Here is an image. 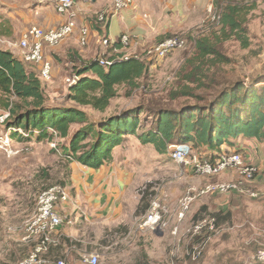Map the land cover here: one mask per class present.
<instances>
[{"label":"rangeland","instance_id":"obj_1","mask_svg":"<svg viewBox=\"0 0 264 264\" xmlns=\"http://www.w3.org/2000/svg\"><path fill=\"white\" fill-rule=\"evenodd\" d=\"M231 1L243 9L253 7L245 22L250 47L242 49L234 39L222 44L223 55L230 59V63L217 67V79L223 85L214 87L210 79L201 80L198 76H195L197 81L193 82L184 79L185 73L190 70L186 63L194 56L193 39L218 33L219 30L211 20L215 9L213 1L207 0V6L211 8L204 13L203 22L190 30L184 47L170 53L159 67L151 71L147 69L137 82L136 89L130 91L125 85L119 86L117 96L103 112L79 106L68 99L71 82L83 62H86L72 61V58L54 65L57 69L53 71L52 68V79L47 83L42 82L47 105L77 108L88 115L90 122L99 123L140 105L153 104L168 110L205 106L220 90L234 82L251 84L261 79L263 83L255 85L259 88L264 85V0ZM98 46H102L100 40ZM99 58L101 55L91 61ZM203 70L209 76L215 71L214 68ZM199 80L204 85L198 88ZM185 86L201 96L203 101L183 95L172 97L174 93L180 94ZM0 112L8 111L0 109ZM139 120L144 124L142 129L148 130L151 117L140 114ZM80 127L79 124H72L70 133ZM69 138L70 135L67 139L55 140L60 150ZM122 144L121 156L125 155L134 178L130 196L124 204H137L141 198L146 204L154 201L160 204L167 222L160 229L162 237L155 239L151 232L140 230L139 224L146 213L135 217L127 210L126 215L131 219L126 227L128 233L122 232V226L100 222L92 224L79 219L62 225L52 236L54 244L49 247L46 258L60 259L64 264H88L84 259L92 255L98 256V264H163L168 261L175 264H254L256 252L264 249V208L259 205L264 204V200L239 197V204H253L251 211L246 216L241 213L231 215V219H222L215 224V230L209 229L207 224L210 213L195 206H191L181 221H177L178 202L188 188H193L189 184L197 179L215 177L195 175L190 165L191 158L188 165L175 164L169 157V149L164 156L159 155L152 146L140 144L135 137H127ZM15 146L20 151L18 155L7 158L0 154V264H18L34 249L38 240L28 237L24 226L36 211L39 194L52 186L66 188L67 184V162L53 152L46 140L39 141L34 134L30 141L20 139V144ZM192 154L200 158L197 149ZM254 167L257 176L258 168L256 165ZM214 181L211 179L209 182ZM206 196L211 201L219 197L215 194ZM192 204L202 203L196 200ZM203 220L205 227L199 231L196 226ZM10 227L15 229H8ZM200 245L203 248L201 255L192 257L191 251Z\"/></svg>","mask_w":264,"mask_h":264},{"label":"trees","instance_id":"obj_2","mask_svg":"<svg viewBox=\"0 0 264 264\" xmlns=\"http://www.w3.org/2000/svg\"><path fill=\"white\" fill-rule=\"evenodd\" d=\"M213 4L218 33L212 32L193 39L194 56L186 63L190 70L185 73L184 79L197 81L195 76L201 80L207 78L212 86L219 87L224 83L217 79V67L230 63V59L223 55L221 46L234 39L240 48L250 47L245 22L253 7L243 9L231 0H213ZM94 25L101 31L107 27V22ZM179 36L187 40V35ZM170 37L173 36L167 38ZM26 64L12 53L0 50V109L8 111L6 124L9 127H19L30 136L23 139L12 132L10 137L30 141L31 136L36 134L37 140L50 143L55 138L67 139L71 125L79 124L81 127L69 138L68 145L60 150V156L67 164L76 162L92 169L109 164L112 162L113 149L120 146L127 136H135L142 145H152L159 155L167 154L169 146L186 144L192 151L198 150L200 159L210 162L227 153L223 147H235V140L239 137L264 143V85L259 88L255 86L263 83L261 79L251 84H229L205 106L168 110L153 104L140 105L103 122L94 123L90 122L84 111L77 108L48 106L38 72L30 70ZM147 67L145 59L117 62L107 69L97 61L83 64L67 97L79 106L103 112L117 96L119 86L125 85L130 91L137 88V82L146 74ZM203 68H207V71L214 68L215 71L209 76ZM201 85L204 84L200 83L197 87ZM178 95L203 101L187 86L172 97ZM140 114L151 117L148 130L142 129L144 124L139 120ZM49 130L54 131L55 136ZM138 131H142L141 134H137ZM234 151L242 153L238 148ZM149 207L150 204L141 198L135 215L145 214ZM209 218L218 224L222 219H228V215L210 213Z\"/></svg>","mask_w":264,"mask_h":264},{"label":"crops","instance_id":"obj_3","mask_svg":"<svg viewBox=\"0 0 264 264\" xmlns=\"http://www.w3.org/2000/svg\"><path fill=\"white\" fill-rule=\"evenodd\" d=\"M56 1L0 0V50L8 51L22 61L19 42L26 30L31 27L51 29L67 21L69 15H60L56 12ZM210 8L211 6H207V0H133L132 8L115 12L112 8V0H75L70 12L74 15L76 32L57 47L47 48L44 57L52 65L53 71L54 65L58 66L65 59L72 58V61L78 62L86 61L83 64H88L100 55L110 58L114 54L112 47H99L98 42L100 38H108L115 42L122 34H128L132 44L128 50H123L119 44H116L114 48L119 49L117 55L140 54L144 47L152 46L169 36L190 35V30L203 22L204 13ZM102 11L108 13L107 27L105 29L103 27L99 31L94 25V20L95 15ZM81 26H87L91 30L88 43L84 47L78 43V28ZM26 66L30 70L38 72L33 65L26 64ZM148 71L151 70L148 69ZM73 133H70V137ZM55 140L59 139L55 138ZM255 141L257 149L252 154L248 152L247 147L253 141L242 137L235 140V147H223L222 149L227 152L234 151L236 148L242 150L245 162L252 163L258 168L259 173L253 182V187L264 192V143ZM14 143L18 145L20 140L15 139ZM122 145L113 149L112 162L98 169L82 166L76 162L67 164L66 191L69 200L59 205L62 216L70 218L71 222L84 219L92 224L100 222L122 226L124 229L122 232L128 233L129 229L126 227L131 219L126 215L127 210L132 216L140 217L141 215H135L139 200L137 204H124L130 196L134 178L125 155L121 156ZM237 178V172L232 170L215 178L197 179L189 184L193 188H188L187 191L196 189L204 183L206 185L211 179L215 180L213 183H216L229 182ZM215 195L219 196L215 201H211L208 196H202L197 199L202 204H192L191 206H195L203 212L228 215V219H231V215L234 214L243 213L246 216L253 207V204H239V197L244 196ZM259 205L264 208V204ZM176 220L181 221L177 218ZM11 228L14 227L8 229ZM142 231L148 232V230ZM262 232L264 238V228ZM151 233L155 235V239L162 237L157 236L154 232ZM154 241L157 244V241Z\"/></svg>","mask_w":264,"mask_h":264},{"label":"built area","instance_id":"obj_4","mask_svg":"<svg viewBox=\"0 0 264 264\" xmlns=\"http://www.w3.org/2000/svg\"><path fill=\"white\" fill-rule=\"evenodd\" d=\"M213 1V0H210ZM75 0H57L55 10L58 14L69 15L66 22L58 27L51 29H43L40 27H31L26 30L19 42V49L21 50V60L27 64H32L38 70V76L41 82L47 83L52 79V66L44 57V52L47 48H54L64 40H67L77 30L74 15L70 12L73 8ZM133 0H112V8L115 12H120L132 8ZM108 20V13L106 11L99 12L95 15L94 23H106ZM212 22H215L216 16H211ZM91 30L87 26L78 28V43L80 46H85L88 43ZM186 40L179 35L164 39L152 46L144 47L140 54L117 55L118 50L114 48L119 44L121 49L128 50L131 47V38L128 34H122L115 42L108 38H100V44L103 47H112L114 52L110 58H99L96 60L98 64L104 69L109 68L113 64L130 59L141 60L145 59L148 64L147 69L152 70L162 63V61L173 51L182 49ZM77 80L75 77L72 84ZM9 119L8 112H0V154L7 158L14 157L19 154L13 138L10 133L16 132L21 138H29V133L19 127H9L6 122ZM3 129V130H1ZM55 136V132L49 130ZM250 146L247 147L248 152L254 153L257 149V142L252 140ZM53 152L60 155V149L55 143V139L50 142ZM169 157L177 165H188V159L191 158V168L195 175L217 177L228 171H236L238 178L229 182L208 183L199 189H190L178 202V211L176 218L181 220L184 214L189 210L192 203L199 197L213 194H236L244 196L253 200H264V192L256 190L253 187V182L256 179L257 170L252 163H246L241 152H227L218 157L214 162L202 160L193 156L192 150L186 144L169 146ZM69 200V195L65 187L52 186L43 190L37 198V208L33 217L25 224L24 231L28 237L38 240L34 249L18 264H64L63 260H50L45 257L49 247L54 244L52 236L57 234L59 228L64 224H71L70 220L62 216L59 211V205L66 203ZM164 208L156 201L150 204L148 211L139 224L141 230H148L154 232L167 225L164 220ZM203 220L196 229L201 231L205 226L202 224ZM209 229L215 230V223L213 218L207 221ZM202 245L193 248L191 256L196 258L202 253ZM254 264H264V249L256 252L254 257ZM85 263L98 264V256L92 255L84 259ZM163 264H175L172 261Z\"/></svg>","mask_w":264,"mask_h":264},{"label":"water","instance_id":"obj_5","mask_svg":"<svg viewBox=\"0 0 264 264\" xmlns=\"http://www.w3.org/2000/svg\"><path fill=\"white\" fill-rule=\"evenodd\" d=\"M154 233H155L157 236H159V237L162 236V233L160 232L159 229L155 230Z\"/></svg>","mask_w":264,"mask_h":264}]
</instances>
